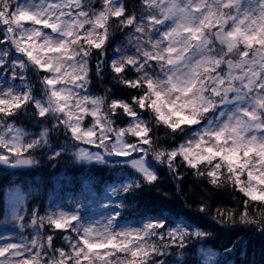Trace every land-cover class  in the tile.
Here are the masks:
<instances>
[{
    "label": "snow or ice",
    "instance_id": "obj_1",
    "mask_svg": "<svg viewBox=\"0 0 264 264\" xmlns=\"http://www.w3.org/2000/svg\"><path fill=\"white\" fill-rule=\"evenodd\" d=\"M0 264H264V0H0Z\"/></svg>",
    "mask_w": 264,
    "mask_h": 264
},
{
    "label": "trees",
    "instance_id": "obj_2",
    "mask_svg": "<svg viewBox=\"0 0 264 264\" xmlns=\"http://www.w3.org/2000/svg\"><path fill=\"white\" fill-rule=\"evenodd\" d=\"M107 83V80L105 81ZM170 189V186H169ZM225 199H228L227 194L224 196ZM259 242H255L252 247L248 250L247 252V257L249 261L256 260L257 262L259 261Z\"/></svg>",
    "mask_w": 264,
    "mask_h": 264
}]
</instances>
